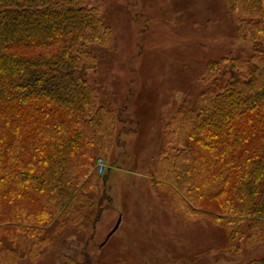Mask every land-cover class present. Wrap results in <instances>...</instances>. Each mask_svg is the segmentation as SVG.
<instances>
[{
	"label": "trees",
	"instance_id": "16d2710c",
	"mask_svg": "<svg viewBox=\"0 0 264 264\" xmlns=\"http://www.w3.org/2000/svg\"><path fill=\"white\" fill-rule=\"evenodd\" d=\"M91 0H0V262L36 259L104 210L93 162L112 146L113 112L87 76L109 28ZM237 37L264 43V0H226ZM178 110L155 173L187 216L264 236V51L209 63ZM188 103V104H187ZM173 145V147H171ZM249 264H264V259Z\"/></svg>",
	"mask_w": 264,
	"mask_h": 264
},
{
	"label": "rangeland",
	"instance_id": "374dc122",
	"mask_svg": "<svg viewBox=\"0 0 264 264\" xmlns=\"http://www.w3.org/2000/svg\"><path fill=\"white\" fill-rule=\"evenodd\" d=\"M109 28L91 45L87 79L115 116L112 146L93 162L104 208L95 228L69 226L34 260L14 264H249L264 259V236L232 241L226 226L187 216L171 182L155 173L178 110L207 86L209 63L248 60L264 43L239 39L226 0H91ZM188 104V103H187ZM173 147V145H171ZM103 160L104 169H97ZM120 225L109 236L116 223ZM1 264V262H0Z\"/></svg>",
	"mask_w": 264,
	"mask_h": 264
},
{
	"label": "built area",
	"instance_id": "2783aa9c",
	"mask_svg": "<svg viewBox=\"0 0 264 264\" xmlns=\"http://www.w3.org/2000/svg\"><path fill=\"white\" fill-rule=\"evenodd\" d=\"M96 167H97V169H100L101 171H103V169H104V162H103V160H98L97 161V164H96Z\"/></svg>",
	"mask_w": 264,
	"mask_h": 264
},
{
	"label": "water",
	"instance_id": "95a60500",
	"mask_svg": "<svg viewBox=\"0 0 264 264\" xmlns=\"http://www.w3.org/2000/svg\"><path fill=\"white\" fill-rule=\"evenodd\" d=\"M119 224H120V220H118V222L116 223L115 227L112 229V231H111V233L109 234V236H110L111 234H113V233L116 231V229L118 228Z\"/></svg>",
	"mask_w": 264,
	"mask_h": 264
},
{
	"label": "crops",
	"instance_id": "0c3cea01",
	"mask_svg": "<svg viewBox=\"0 0 264 264\" xmlns=\"http://www.w3.org/2000/svg\"><path fill=\"white\" fill-rule=\"evenodd\" d=\"M120 225V224H119ZM119 227V226H118Z\"/></svg>",
	"mask_w": 264,
	"mask_h": 264
}]
</instances>
